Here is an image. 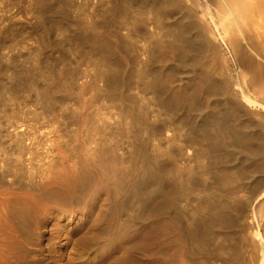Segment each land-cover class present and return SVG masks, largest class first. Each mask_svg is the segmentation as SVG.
<instances>
[{
    "label": "bare ground",
    "instance_id": "bare-ground-1",
    "mask_svg": "<svg viewBox=\"0 0 264 264\" xmlns=\"http://www.w3.org/2000/svg\"><path fill=\"white\" fill-rule=\"evenodd\" d=\"M83 1L88 4V0ZM99 5L105 10V18L113 17V28L107 23L99 25L94 19L88 23L89 15L84 20L83 13L80 17L84 21L81 19V23L73 16L70 17V10L78 12L84 9L76 0H0V57L4 53L2 48L10 47L17 54L23 48L27 51L23 59L30 65L26 67L20 64L18 59L22 58L21 53L8 54L10 63L0 66V117L2 111L3 114L6 113L4 116L8 125L17 111L6 107L19 99L21 94L27 96L31 92L36 96L35 104L40 102L45 107L42 106L44 111H39L42 107L37 110L35 106V109H20L19 112L28 119L29 116L36 117V120L45 112H53V116L62 114L61 111L69 109L67 100L80 89L91 91L93 98L95 94L102 97L105 104L101 106L102 110L97 111L89 105L84 114L85 119L82 117V124L85 126L83 129L86 128L84 140L88 144V153L91 151L90 154L93 155V161L97 160V168L104 170L106 159H109V154L115 148L119 149L120 158L127 157L126 136L133 128L148 134L153 137V145L158 142V148L154 152L158 153L159 149V155L169 159L172 169H159L151 157H146L145 160L143 158L144 165L138 171V185L141 180L145 182L144 180L157 178V188L163 191L167 183L171 184V191L166 195V200L158 205L157 212L172 217L188 246L186 251L193 259L192 262L216 264L215 260H218V264H264V0H99ZM54 35H59L60 38L54 39ZM163 39L169 41L173 50L172 61L167 67L176 72L175 78L170 76L176 79L178 84L174 83L177 85L171 86L160 81L161 74L159 77L160 70L155 57ZM163 44L167 45L166 42ZM77 45H80L78 49L82 46L85 49L80 56V60L86 63L84 68L79 69L77 64H74L77 68L74 67L73 62L70 65L65 54L58 60L53 58V51L57 47L72 52L77 49ZM79 51L81 49L73 54L77 56ZM64 79L72 91L69 92L68 87V92H60L59 95L57 93L65 89L62 86ZM133 89L138 90L141 96L138 97L139 100L133 98V95V99L127 98V94ZM23 95L20 97L23 98ZM141 100L144 106H141ZM26 101L20 103L25 104ZM110 103L114 107V113L110 111ZM15 106L14 103V108ZM66 112L65 110L63 113ZM72 113L71 116L74 115ZM77 117L79 116L76 115ZM77 119H74L75 123ZM42 120L45 119L42 118L40 124ZM49 121L48 123L51 122ZM11 129L12 127L7 132L3 129L2 133L13 140L16 149L13 151L17 154H7L5 157L4 151L5 164L2 165L3 160H0V186L7 185L14 190H34L42 184V178L39 181L37 177L41 176L36 177L35 163L32 167H27L22 158L23 153L28 149L31 152L30 147L33 146L31 143L28 146L25 142L28 133L24 131L27 129ZM121 129V137L115 140V135H118L115 132ZM154 138L158 139L156 143ZM80 145L83 146V143ZM67 147L70 149V146ZM39 153L41 154L40 151ZM149 153L153 155V152ZM43 158L42 160L45 159ZM37 160L44 165L45 160L41 162L36 158ZM52 160H47L51 164L46 163L45 166L56 163H52ZM70 165H73L71 161ZM105 181L106 179L104 184ZM148 197L147 195V201ZM143 200L146 199L141 197L138 202ZM182 200L188 205H185V210ZM109 202L111 201L108 200L107 203ZM127 204L125 201L121 204L122 211L129 206ZM129 210L127 212L131 211ZM124 216L126 217L125 214ZM132 221L133 224L136 222ZM39 224L41 230L46 226V221ZM216 225L219 226L218 230ZM40 233L45 236L43 230ZM109 234L106 233L110 239L112 235L109 237ZM99 247L100 242L97 250H100Z\"/></svg>",
    "mask_w": 264,
    "mask_h": 264
},
{
    "label": "rangeland",
    "instance_id": "rangeland-1",
    "mask_svg": "<svg viewBox=\"0 0 264 264\" xmlns=\"http://www.w3.org/2000/svg\"><path fill=\"white\" fill-rule=\"evenodd\" d=\"M76 2H77V4L81 3L82 6L84 7V9L82 8V10H78V12L74 11L77 15L74 12H71L73 10H70L69 11L70 12L69 15H71L70 17L73 16L72 18H74L76 20H80L79 23H81V21L83 19L80 16L83 13L84 20H85L86 16L89 15L88 16L89 19L87 20L88 17L86 18L88 23L94 19V20L98 21L97 24H99V25L107 23L110 28L111 27L113 28V23L111 21V20H113V17H111L112 19L110 17L105 18L106 16H104V14H103V12H105V10H103L100 5H99L100 7L98 6L99 0H96L94 2L92 0H88L89 5L85 4L84 3L85 1H83V0H76ZM91 3H92V5H91ZM95 3L97 6V9L95 8L96 7L94 5ZM98 10H99V12H98ZM100 11H102V12H100ZM93 14H95V16ZM98 14H100V15H98ZM91 15H93V16H91ZM95 17L97 19H95ZM105 19H106V21H105ZM16 20H20V19H16ZM99 20L101 21V23ZM102 21H103V23H102ZM104 21H105V23H104ZM110 21H111V25L109 24ZM55 37L57 39L60 38L59 35L58 36L54 35V39H56ZM163 40H164L163 42L164 43L166 42L167 45L165 44L166 45L165 46L162 42V44H160V46L156 50V55H157L156 57L157 58L155 57L156 65L158 66V68L160 70L159 77L161 74L160 81H162V82L164 81L166 84H169L171 86L177 85L178 83H177L176 79H173L171 77V76H173L175 78L176 72L174 70L168 69V67H167L169 62L172 61V55H173L172 51L173 50H172L171 45L168 44L169 41L166 39H163ZM162 45H164V46H162ZM77 46H76L77 49H73L72 52H68L66 49L63 50L64 49L63 47H61V48L57 47L56 49H54L55 51H53V56H54L53 58L55 60H58V59H60V56L62 54H65L66 58L68 57L67 59H69L68 63L70 65H72V62H73L74 67L79 65V67H78L79 69L84 68L86 66V63L80 60V56L84 53L85 49L83 48V46L80 47L81 51H79L78 55L76 56L73 53L74 52L77 53V51L80 50V49H78L80 45H77ZM24 50L25 49H23V48L18 50L19 55L22 53L20 56V57H22V58H20L21 61H20V59H18V60H19L20 64L26 65V67H30L29 63H27V62L25 63V61L23 59L24 55L27 52L25 50V53H24ZM82 50H83V52H82ZM1 51H3L4 53H3V57H0V66L5 65L7 63H10V60L7 59L9 57L8 54L18 55L16 50L13 51L12 48H10V47H6L4 49L2 48ZM157 51H158V53H157ZM12 52H14L15 54ZM66 52L68 53V55ZM71 53H72V55H71ZM75 56H76V59H75L76 61L74 60ZM77 59H78V61H77ZM74 64H77V65L75 66ZM171 71H172V74H171ZM169 77L172 79H170ZM166 79L168 80L167 82L165 81ZM169 79H170V81H169ZM174 82H176L177 84ZM64 83H65V85H64ZM62 86L65 89L59 91L57 94L61 95V93L68 92L69 89H70L69 92L72 91L71 86L69 87L68 82L65 79L63 81ZM68 87H69V89H67ZM66 89H67V91H65ZM131 91L132 92H130V90L126 91L127 93L130 92L129 94H127V98L133 99L136 97L135 99H137V100H139L141 98V96L138 93V90L133 89ZM133 91H134V94L137 93V94H135V96L133 94ZM31 93H27L28 95H31V97L28 95L26 96V95L21 94L20 96L22 97V95H23V98H21L19 96V99H16L12 102L13 104L11 102L9 103L10 105L7 104L9 106L6 105L7 106L6 108L7 109H15L17 111V113L19 112L20 109L21 110H27V109L29 110L31 108L35 109L37 107L36 109L39 110L43 105H41L40 102H37L35 104V102L37 101L36 96H35L34 92H31ZM91 93H92L91 91H88L85 89H83V90L80 89V91L75 93L72 96V98L68 99L67 100L69 103L68 108L70 109V111L71 110L72 111L70 112L69 109H65L67 111L66 112L67 114L63 113V112H65V110L61 111L62 114L59 113V115H57V116H53L54 115L53 112L52 113L49 112L48 114H47V112H45L44 113L45 117H43L44 115L42 114L43 116H40L39 118L37 117V120H36L35 119L36 117L33 118V116L32 117L29 116V119H30L29 120L28 117L23 116L19 112L18 114L16 113L13 120L9 121V124L7 125L8 120H6V118L4 116L6 113L3 114V111L1 112L2 115L0 117V123L1 124L3 123L2 124L3 126L0 124V132L1 133H2L3 129L5 130L4 132H7V130H9V128H11V127H12L11 130L18 128V130L24 131L25 129H27L26 126L28 127L29 124L30 125H31V123L35 124V125L29 126V128H28L29 131H27L28 129L24 131V132L28 133L27 134L28 136L26 135V137H25V142H27L26 144L29 146L31 143V145H33V146L30 145L31 146L30 147L31 152L28 149L29 151L28 150L25 151L22 155L23 157L22 156L21 157L24 158L23 161H24L25 166H27V167L28 166L32 167L35 163L34 169L36 170V177L41 176V177H37V179H39V181H41V178H42V181L40 182L42 184L38 185V187L34 188V190H28V191L23 190V189H16V190L10 189L7 187V185L0 186V264H163V263L164 264H194V262H192L193 259L191 258V256H188V253H187L188 251H186V250H188V246L185 243V240L183 241L184 238L181 235L182 233L179 230V228L176 226L172 217L169 216L168 214H165V216H164V214L162 215V214L157 212L158 205L163 200L164 201L166 200V195H169V193L171 191V184L167 183L165 185V187L163 188V191H160L157 188V187H159L158 186L159 180L157 178H156V180L155 179L154 180H144L145 182H143V180H141V182H139L140 184L138 185V181H137V178L139 180L138 171L140 170V168H142V165H144L143 161L146 159V157H151L152 160H154L153 162L156 164V167L159 166L158 167L159 169H164V170L168 169L167 171L172 169L169 159H167V157L163 158L162 156L159 155V149H157L158 153L154 152V149L156 151V148H158V142L156 141L158 139L155 140V138H154V143L157 142L156 144H154L155 146L157 145V147H154V145L152 144L153 143V139H152L153 137L151 138V136H149L148 134H146L142 131H136L135 128H133L132 131L127 134L128 136H126L129 139L126 138L127 141L125 142L126 143V149L125 150H127V152H128L127 157H125V159L120 158L121 157L120 151H119V149L115 148L112 150V152L110 154L114 153L115 152L114 150H117V151L114 154H112L113 158L109 154L110 157H108L109 159H106L107 162L105 161L106 163H105V167H104L103 171L98 169L97 166L95 165L97 163L96 162L97 160L93 161V157H92L93 155L90 154L91 151H90V153H88L89 152V148L87 147L88 144L84 140V138H85L84 133L86 131V128L83 129V126H84L83 122L85 119L84 114H86V112H87L86 109L89 108V105H90V108L94 107V109H97V111H101L102 110L101 106H104L105 104H103V98L102 97H101L102 98L101 99L98 95L95 94L94 98H93L92 97L93 93L92 94ZM89 94H91V95H89ZM132 95H133V98H132ZM130 96H131V98H130ZM139 96H140V98H138ZM28 97H30V99ZM97 97H99V98H97ZM20 101H26V103L25 104L20 103ZM14 103L16 105L15 108H14ZM38 103H39V105H37ZM101 103L103 105H101ZM28 104L29 105L31 104V106H29ZM12 106H13V108H12ZM27 106L29 108H27ZM141 106H144L142 100H141ZM43 107L39 111H42V110L44 111ZM76 107H78V108H76ZM98 108H99V110H98ZM110 109H111L110 111H112V113L115 112L114 107L111 105V103H110ZM104 110H106V107H104ZM72 112H74L73 116H71L73 114ZM50 113H51V117L53 116L52 119L50 118ZM75 114L77 116H79L77 118H79L83 121L80 122V120L76 118ZM66 115H68V116H66ZM46 116H48L49 119H46V118H48ZM22 118L23 119L25 118V119L22 120ZM31 118H33L34 120L32 119V121H31ZM40 118L41 119L43 118L47 121L42 120L41 124H40V120H41ZM1 119H2V122H1ZM74 119L75 120L77 119L79 122L77 121L75 123ZM37 121L39 122V124ZM48 121L50 123H48ZM28 122H31V123H28ZM5 126L7 128L9 126V128L5 129L6 128ZM32 126H34L37 131ZM2 127H4V128L2 129ZM81 127H82V130H81ZM21 128H23V130ZM31 129L35 130L37 134H35V131H33ZM72 129L74 131H72ZM30 130L34 132L33 135H32ZM80 131H82V132H80ZM121 132H122V129L119 130V132H118V130L115 132V134L116 133L118 134V135H115L116 136L115 140H117V137H118V139L121 137ZM1 133H0V144L2 143V141H4V143H2L0 145L1 146V148H0V160L1 159L3 160L5 153H6L5 154V157H6L7 154H8L7 156H13L15 153L17 154V152L13 151V150H16L14 148L15 144H14L13 140L11 138L9 139L3 133L2 134ZM39 133L42 134L41 136H43V138L40 136ZM134 133H136V134H134ZM29 134H31V135L29 136ZM38 134H39V136H38ZM2 135H3V137H2ZM141 135L142 136L144 135V137H142ZM81 136H83V138H81ZM4 137H5V139H3ZM35 137H37V138H35ZM26 138H27V140H26ZM67 138H69V139H67ZM75 139L78 142L77 144H76V141H74ZM9 140H11V142ZM65 140L68 143H66ZM147 140H148V142H147ZM73 141L75 142V145H74ZM35 142L36 143L38 142L37 143L38 145ZM8 143H10V144L12 143V144L9 145ZM69 143H70V145H69ZM81 143H83V146L80 145ZM5 144H6V146H5ZM85 144H86V146H85ZM133 144H135V145H133ZM140 144H141V146H140ZM7 145H9V146H7ZM145 145H147L148 147ZM2 146L4 148H2ZM35 146L38 150L35 149ZM67 146H70V149ZM71 147H74V148H71ZM82 147L83 148L85 147L86 149L88 148V150L84 152L85 148L83 149ZM32 148H33V150H32ZM2 149H5V150H2ZM80 149L83 153L80 151ZM130 149H131V151H130ZM43 150L45 152V156L47 155L46 157L44 156ZM46 150H47V152H46ZM132 150H133V152H132ZM146 150H148L147 153H146ZM4 151H5V153H4ZM9 151H10V153H9ZM39 151L41 152V154L39 153ZM49 151L51 154L49 153ZM72 151L74 153H72ZM150 151L153 152L152 153L153 155H151V153H149ZM67 152H69V153H67ZM117 152H119V153H117ZM129 152L131 153V155ZM42 154H43V156H42ZM52 154H53V156H52ZM67 154H69V156H67ZM145 154H147V155L145 156ZM86 155L88 157V160H87ZM156 155L157 156L159 155V157H154ZM50 156H51V159L50 158L48 159V157H50ZM57 156H58V158H57ZM75 156H77V157L74 159ZM114 157H115V159H114ZM36 158H38L41 162H43L44 160L46 162L44 161L43 162L44 165H42V163H40L38 160L36 161ZM42 158L44 160H42ZM77 158H78V160H76ZM116 158H118V160ZM143 158H144V160H143ZM157 158H159V159L157 160ZM90 159H92V160H90ZM129 159H130V161H129ZM133 159H135V160H133ZM47 160H49L50 162L52 160V163H54V161H56V163L52 164L51 165L52 167L47 166V165L45 166L46 163L48 165L50 163ZM113 160H116L119 164ZM159 160H161V161H159ZM70 161H71V164H73V165H70ZM111 161H113L114 164ZM162 161H164V162H162ZM25 162H27V163H25ZM74 162H77V163H74ZM120 163H121V165H120ZM1 164L4 165L5 161L3 160V162H1ZM27 164H29V165H27ZM77 164H78V166H77ZM111 164H113V165H111ZM75 165L77 168L75 167ZM127 165H129V166H127ZM39 166H41V167H39ZM160 166H161V168H160ZM111 167H112V169H110ZM2 169H3V166H2ZM39 169L40 170L42 169L41 172ZM123 169H124V171H123ZM0 170H1V168H0ZM37 171H38V173H37ZM110 171L112 172L111 174H110ZM98 172H100V173H98ZM105 172H106V174H105ZM101 173H103V174H101ZM100 176L102 178H98ZM104 176H105V178H104ZM107 178L108 179L110 178V179L108 180ZM81 179H82V182H81ZM104 179H106L105 184H104ZM86 182H88V184ZM107 182H108V184H106ZM110 183H111V185H110ZM105 185H107V186L104 188ZM142 185H143V187H142ZM154 186H156V189ZM152 187H154V188H152ZM135 190H136V192H135ZM105 191H106V193H105ZM109 191H110V194H107V193H109ZM144 192L146 193V195ZM106 194L108 195V197H106L107 196ZM138 194H140V195H138ZM111 195H112V197H111ZM147 195L149 196L148 197L149 201H147V198H146ZM118 196H120V197H118ZM125 196H126V199H125ZM153 196H154L155 200H154ZM138 197L139 198L142 197V199L145 198L146 200H143V202L139 203ZM109 198H111V199H109ZM120 198H121V200H119ZM151 198H153V199H151ZM107 199L111 202L107 203V201H108ZM100 200H102V202ZM105 200H107V201H105ZM113 200H114V202H113ZM97 201H98V204L96 203ZM124 201H125V204H127V202H128L127 205H129V206L126 207V209H123V211H122L121 210L122 209L121 204L124 203ZM155 201H156V203H155ZM182 202H184L183 203L184 204L183 209L184 210L187 209V206H188L187 203L183 200H182ZM100 203H105V204H100ZM107 204H111V206L107 205ZM147 205H149V207ZM185 205H187V206H185ZM128 210L130 212H127ZM132 210H133V212H132ZM153 212H154V214H152ZM121 213H123V214L119 215ZM124 214L126 215V217L124 216ZM131 214H132V216H131ZM133 215H135L136 218L133 217ZM160 215H162V216H160ZM154 217H156V218H154ZM161 217H162V219H161ZM128 218H129V220H127ZM170 218H171V220H170ZM131 219L136 220V222L133 224V221ZM43 220L46 221V226L43 227L41 230L44 231L45 236L41 235V233H40L41 230L39 229V225H40L39 223H41V221H43ZM26 221H28V222H26ZM128 221H129V223H128ZM144 221H145V223H144ZM163 222L166 224H163ZM172 222L174 223V225H172L173 224ZM165 225H166V227H164ZM216 226H217V228H216ZM216 226H215V228L218 230L219 226L218 225H216ZM124 227H125V229H124ZM120 229L123 231H121ZM108 230H110V231L108 232ZM112 231L114 233H112ZM176 231H177V233H176ZM106 233H107V235L110 233L109 237H110V235H112L110 239L107 237ZM103 235L106 236L107 239ZM40 236L42 237V239ZM102 238H103V240H102ZM170 239L171 240L173 239V240L171 241ZM175 239H178V240L175 241ZM94 241L97 242L98 244L95 243ZM99 242H100V247H99L100 250H97L98 246H99ZM101 242L103 243V245H102L103 248L101 246ZM95 245H97V246H95ZM162 245H164L165 247L163 248ZM185 246H187V247H185ZM91 247L94 248V250H92ZM95 248H96V250H95ZM89 249H90L91 253L89 252ZM145 250H148V251L146 252ZM215 261H216L215 262L216 264L219 263L218 260H215Z\"/></svg>",
    "mask_w": 264,
    "mask_h": 264
}]
</instances>
